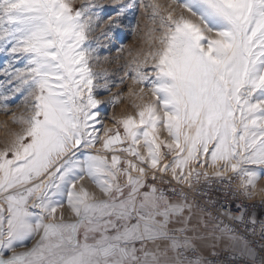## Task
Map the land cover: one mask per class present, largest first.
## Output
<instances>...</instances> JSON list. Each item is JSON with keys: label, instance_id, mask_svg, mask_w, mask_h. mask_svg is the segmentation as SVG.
I'll list each match as a JSON object with an SVG mask.
<instances>
[{"label": "snow or ice", "instance_id": "obj_1", "mask_svg": "<svg viewBox=\"0 0 264 264\" xmlns=\"http://www.w3.org/2000/svg\"><path fill=\"white\" fill-rule=\"evenodd\" d=\"M150 7L160 30L154 63H131L133 82L155 100L134 105L138 119L113 117L110 128L81 47L83 9L0 0V52L10 57L0 88L27 93V115L16 121L24 127L0 150V264H213L202 251L217 255L203 243L208 236L264 264V249L258 256L221 217L251 224L253 234L259 224L261 236L264 219L242 204L214 215L189 196L190 178L207 177L206 165L235 173L233 194L247 199L264 177V0H181L189 15L179 18ZM85 178L100 195L77 188ZM65 190L73 222L56 215Z\"/></svg>", "mask_w": 264, "mask_h": 264}, {"label": "rangeland", "instance_id": "obj_2", "mask_svg": "<svg viewBox=\"0 0 264 264\" xmlns=\"http://www.w3.org/2000/svg\"><path fill=\"white\" fill-rule=\"evenodd\" d=\"M73 12L83 9L82 21L87 25L86 39L81 45L90 53L88 65L91 71L95 74L93 78V96L102 101L99 105L101 116L100 119L108 126L113 127V117L125 118L128 115L136 116L139 109L134 105H144L155 100L149 91L148 85H140L133 82L132 77L136 75L134 69L136 64L131 63L133 60L139 62L143 70H149L154 61L151 59L150 53L159 47L156 37L159 35V17H156V23H153L152 7L150 5H161V13L167 15V11H173L174 18H179L181 14L188 16L179 7L181 0H67ZM131 4L132 7L124 8L121 14L120 9L123 5ZM86 6V7H85ZM194 22L195 18H192ZM153 28L155 32L151 31ZM147 58V63L145 59ZM10 57L7 52H0V65H7ZM16 67H23L19 61H13ZM0 81H3L0 75ZM10 87L4 84L0 88V93L5 97L0 100V150L3 149L6 143L15 139L17 133H20L23 124L16 121L26 116L27 112L24 106V96L27 93H9L5 91ZM144 88L141 92L140 89ZM131 90V91H130ZM87 91V90H85ZM142 97V99H141ZM118 101L113 103V100ZM96 127H99L97 125ZM123 129L121 128V132ZM166 133H162L161 138H166ZM103 138V133L101 132ZM100 144H97V148ZM90 151L95 152L96 149ZM165 151H167L165 149ZM171 155H168L164 163L170 162ZM219 170L222 175L216 176L215 171ZM199 171H207L208 177L215 176L221 178H232L239 184V177L235 173L229 171L224 172L221 166L211 168L207 165ZM166 179H171L169 173ZM194 177H191L192 180ZM233 181V180H232ZM172 183H175L173 181ZM86 184L89 191L100 195L99 190L91 183L90 180L80 181L77 184ZM91 189V190H90ZM264 177H262L256 186V194L253 197L264 199ZM63 208L57 210V217L63 213L65 221L73 222L74 215L68 210L67 190H65L61 197ZM74 217V219H69ZM204 231V230H202ZM217 234V233H216ZM206 241L203 243L205 244ZM199 243V242H198ZM217 247H221L217 241ZM203 249V247H202ZM218 249V248H217ZM238 251L227 250V252ZM226 252V251H220ZM219 253V252H216ZM171 255V253H169ZM208 256L207 254H204Z\"/></svg>", "mask_w": 264, "mask_h": 264}, {"label": "built area", "instance_id": "obj_3", "mask_svg": "<svg viewBox=\"0 0 264 264\" xmlns=\"http://www.w3.org/2000/svg\"><path fill=\"white\" fill-rule=\"evenodd\" d=\"M192 181L194 188L193 191L189 193L190 198L205 205L214 215L216 214V209H231L233 214H235V205L242 204L247 207L249 215H255L258 221L264 219V203H262L264 199L258 197L247 199L239 192L234 195L233 189L237 186V182L233 178L231 180L215 176L206 178L201 175L198 181L195 177ZM157 186L159 187L162 185L158 184ZM173 186L180 187L176 182L173 183ZM183 186L187 190V184ZM163 187H167V185H163ZM252 205H256V207L253 208L251 207ZM221 219L224 224H228L233 228L238 236L248 241L249 246L257 251L258 256L262 254L261 250L264 249V236L260 235L259 224H257L256 232L253 234L251 231V224L246 225L240 221L230 220L223 216ZM208 258L213 261V264H248L246 259L241 257L240 254L230 251L219 252L214 257L208 255Z\"/></svg>", "mask_w": 264, "mask_h": 264}, {"label": "crops", "instance_id": "obj_4", "mask_svg": "<svg viewBox=\"0 0 264 264\" xmlns=\"http://www.w3.org/2000/svg\"><path fill=\"white\" fill-rule=\"evenodd\" d=\"M65 219H68V218H65ZM69 219H74V217H70ZM216 235H219V233H217ZM36 239H39V237H37ZM205 241H206L205 244L208 245V246L215 245V249L214 250L216 252L227 251V250H232V251H238L239 252V248L238 247L235 248V249H233L231 246H229L231 242L228 241L226 237L225 238H222L221 240L218 241V244H221V245H219L221 247H217L218 246L217 245V240L213 239L212 236H208ZM32 243H35V241H30L29 242V247L31 246ZM212 250L213 249L211 247H203V249H202L203 253L204 254H207V255H209V253Z\"/></svg>", "mask_w": 264, "mask_h": 264}, {"label": "bare ground", "instance_id": "obj_5", "mask_svg": "<svg viewBox=\"0 0 264 264\" xmlns=\"http://www.w3.org/2000/svg\"><path fill=\"white\" fill-rule=\"evenodd\" d=\"M193 179V178H192ZM84 185V184H83ZM86 185V184H85ZM87 187V186H86ZM91 190V189H90ZM91 192H92V190H91ZM97 194V193H96Z\"/></svg>", "mask_w": 264, "mask_h": 264}]
</instances>
